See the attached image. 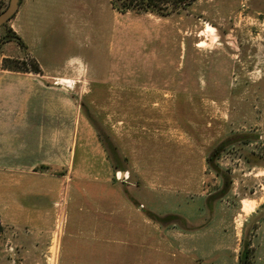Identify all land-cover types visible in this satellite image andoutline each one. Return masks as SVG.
<instances>
[{"label":"rangeland","instance_id":"374dc122","mask_svg":"<svg viewBox=\"0 0 264 264\" xmlns=\"http://www.w3.org/2000/svg\"><path fill=\"white\" fill-rule=\"evenodd\" d=\"M123 1H32L6 26L23 45L0 43V117L41 87L45 102L75 120L76 171L97 163L85 131L92 123L100 149L101 122L134 165L116 179L155 189L145 208L157 218L138 221L125 205L115 222L109 211L72 203L85 181L55 171L49 263L60 250L59 264H84L93 251L102 264H241L244 252L249 264H264V0H158L155 10L140 0L121 10ZM179 118L194 128L190 136ZM185 145L193 162L184 172L176 166ZM209 198H218L214 214ZM165 211L171 216L159 217ZM3 241L0 222V261Z\"/></svg>","mask_w":264,"mask_h":264},{"label":"crops","instance_id":"0c3cea01","mask_svg":"<svg viewBox=\"0 0 264 264\" xmlns=\"http://www.w3.org/2000/svg\"><path fill=\"white\" fill-rule=\"evenodd\" d=\"M32 1L39 0H21L16 14ZM37 94V91H32L25 101L8 104L11 114L9 117H0V222L3 223L4 238L3 259L0 264H50L53 257L49 253L55 241V201L60 184V178L54 172L64 168L68 169L69 174H73L76 183V180L85 181L83 186L80 184L77 187L82 194V200L76 199L72 203H79L81 207L83 204L97 206L100 213L109 211L110 215L115 216L111 217L115 222L123 219L118 214L124 213L125 205L129 206L128 214L136 215L138 221L148 222L153 220L151 216L158 217L150 208H145L146 204L150 205V199H154L153 187L138 182L118 181L115 177V174L124 177L134 172L133 162L125 155L118 136L114 137L100 122V129L96 128L95 133L100 149L95 150L91 145L90 133L93 124L89 123V133L85 131L87 153L98 164L87 162L76 171L78 141L74 118L66 116L68 111L66 113L58 102H45L41 87L39 97ZM176 104L180 116L181 111L185 110L184 103ZM61 111L64 112L62 119L59 116ZM179 120L183 123L180 122V126L185 134L190 136L194 128L188 129L186 120ZM191 152L189 146L185 145L183 160L179 159V165L176 163L181 171L191 168ZM208 158L206 156L207 165L210 167ZM203 161L205 162L204 157L201 159L200 169L204 168ZM153 162L151 167L154 166ZM149 165L150 161L146 165L148 174L154 172ZM93 170L101 174L100 181H95L98 176ZM196 170L198 171V166ZM89 175L91 178H87ZM206 200V212L214 214L218 198L212 203H209L210 198ZM134 205H138L140 210L136 208V212L132 211ZM164 213L159 217L171 216L170 211ZM115 230L117 231L111 230V236L116 233ZM60 242L62 237H59L61 247ZM93 254L94 251L85 256L84 264H102ZM55 259L56 264H59L60 250ZM73 263L78 264L76 261Z\"/></svg>","mask_w":264,"mask_h":264},{"label":"trees","instance_id":"16d2710c","mask_svg":"<svg viewBox=\"0 0 264 264\" xmlns=\"http://www.w3.org/2000/svg\"><path fill=\"white\" fill-rule=\"evenodd\" d=\"M140 1L146 10L148 9L155 10L154 8L156 6L155 2H157L158 0H140ZM133 2L134 0H124L121 4L119 5L117 4V5L121 10H127L130 8H134ZM179 2L189 4L191 0H179ZM5 7H6L5 3L3 1H0V13L5 9ZM6 26H7V23L0 27L1 29L5 28V31L2 32L0 43H5V42L14 40V41H17L20 45H23V41L21 37L18 36L16 33H12L9 30H6ZM35 70H39L38 67H36ZM217 150L218 148L215 149L214 153H216ZM213 154L210 156L209 161H211ZM249 258H250L249 254L247 252H244L243 256L241 257V264H249Z\"/></svg>","mask_w":264,"mask_h":264},{"label":"water","instance_id":"95a60500","mask_svg":"<svg viewBox=\"0 0 264 264\" xmlns=\"http://www.w3.org/2000/svg\"><path fill=\"white\" fill-rule=\"evenodd\" d=\"M21 0H9L5 9L0 13V27L6 24L17 13Z\"/></svg>","mask_w":264,"mask_h":264},{"label":"bare ground","instance_id":"6f19581e","mask_svg":"<svg viewBox=\"0 0 264 264\" xmlns=\"http://www.w3.org/2000/svg\"><path fill=\"white\" fill-rule=\"evenodd\" d=\"M64 85V84H63Z\"/></svg>","mask_w":264,"mask_h":264}]
</instances>
